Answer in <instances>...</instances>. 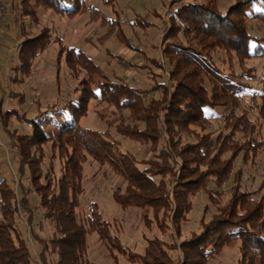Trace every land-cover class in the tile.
<instances>
[{
    "label": "trees",
    "instance_id": "16d2710c",
    "mask_svg": "<svg viewBox=\"0 0 264 264\" xmlns=\"http://www.w3.org/2000/svg\"><path fill=\"white\" fill-rule=\"evenodd\" d=\"M177 4H181L178 13L168 19L169 27L161 39L164 64L147 59L168 72L167 82L156 80L151 89L137 88L112 79L84 52L72 48L65 63L86 73L74 88L77 101L49 105L36 117L28 118L5 110L4 98L0 99V125L17 154L19 185L17 192L2 175L0 164V264H94L88 257L87 243L95 232L116 264L118 254L140 264H210L226 246L238 243L241 256L237 264H264V181L258 189V194H263L257 199V193L242 186L244 168L256 163L259 152L264 151V139L257 137L259 126L247 112L237 113L248 85L241 82V75H226L213 56L224 49L229 57L236 55L241 66L249 59H264V37L248 30L251 20L264 26V0H236L224 12L218 0H177ZM258 4L262 9L255 11ZM11 8L17 25L25 17L38 24V8L69 17L88 9L86 0H21ZM88 10L94 20L98 18V11L92 7ZM103 22L108 23L105 19ZM20 26L25 34L26 27L23 23ZM0 34L2 39L1 29ZM110 34L107 32L106 40ZM52 37L51 29L44 27L38 35L27 36L16 45L18 72L29 75L32 63L60 39ZM62 54L61 50L58 64ZM18 95L23 102V94ZM261 98L264 121V93ZM92 102L106 110L96 113L106 125L104 132L81 125ZM216 108L224 111L228 133L215 138L208 132L211 120L206 109ZM13 118L30 126L31 133L10 130ZM113 129L123 139L148 148L152 158L139 161L132 152L123 150L122 143L112 137ZM47 147L51 163L45 171ZM86 152L123 178L127 185L124 190L118 187L113 198L123 210H141L147 226L154 222L162 231L173 229L182 238V226L193 208L191 200L200 193L216 207V214L208 222L204 218L200 232L179 245L152 238L146 241L144 254H130L111 233V223L104 220L97 203H90L87 223L80 218ZM55 160L60 163L59 174ZM239 160L241 165L237 167ZM228 184L230 197L222 205ZM33 198L37 199L35 206ZM208 210L206 207L205 212ZM18 218L24 222L29 238L19 228ZM47 223L53 231L51 237L44 238L41 232ZM168 250L179 251L176 262L170 259Z\"/></svg>",
    "mask_w": 264,
    "mask_h": 264
},
{
    "label": "rangeland",
    "instance_id": "374dc122",
    "mask_svg": "<svg viewBox=\"0 0 264 264\" xmlns=\"http://www.w3.org/2000/svg\"><path fill=\"white\" fill-rule=\"evenodd\" d=\"M235 1L218 0V5L224 12ZM86 5L88 9L92 7L98 11V18L94 20L88 9L84 14L69 17L42 8H38V24L31 22V18H25V37L38 35L44 27H48L51 29L53 40L60 38L55 42L52 40L48 48L32 63L34 66L28 76L22 75L17 70L20 62L18 50L14 48V39L17 37V41H23L21 26L15 24L11 6L7 5L4 8L3 26H1L3 38L0 39V99L4 98L5 110H15L19 114H25V117L34 118L39 111L45 110L49 105L57 103L62 106L67 101H77L78 92L74 88L77 87L78 81L86 76V73L79 67L70 68L65 63L68 49L72 48L84 52L112 79H121L137 88L151 89L156 80L162 83L167 82L168 72L157 69L148 63V60L157 59L163 64L165 62L161 39L169 27L168 12L181 5L177 4V0H86ZM255 9V11L261 10L262 4L256 5ZM102 19L108 23L104 21L103 25ZM114 22L117 24H112ZM248 26L252 35L259 38L264 37L262 22L251 20L248 21ZM119 30H121L120 34H118ZM107 32L112 34L106 40ZM61 50L63 51L62 59L58 64ZM213 56L218 67L226 75L231 76L233 72L241 75V82L248 85V88L241 94V106L237 113L241 115L247 112L249 118L256 121L259 126L260 131L257 137L264 139V121L261 118L259 107L262 104L261 95L264 93V59H249L241 66L237 56L231 54L229 57L224 49L214 52ZM123 61L130 63L132 67H129L127 63L124 64ZM244 72H248V75ZM14 77L18 78V81L15 82ZM19 93L23 94V102L20 101ZM157 95L159 96L156 94V97ZM98 110L106 112L103 106H97L96 102H92L88 116L81 121L84 129L99 132L107 129L105 123L96 114ZM206 114L211 120L208 132H211L215 138L218 134L228 133L223 120V109H206ZM9 125L10 130H16L19 134H30L32 131L30 126L23 124L17 118H13ZM111 134L113 139L122 143L123 150L132 152L139 161L152 158L148 148L123 139L114 129L111 130ZM241 137V134L237 135L238 139ZM9 142V136L2 131L0 125L2 175L19 192L17 154L10 148ZM45 151L47 157L43 168L48 171L51 163L50 147H47ZM86 155L83 179L85 191L81 196L80 218L87 223L90 216V203H97L104 220L111 223V233L119 237L120 243L130 254H144L147 247L146 241L152 238H158L168 245L174 242L179 245L183 239H189L193 233L200 232L204 218L208 222L216 214V207L210 204L204 193H200L191 200L193 208L188 215V221L182 226V238H178L173 229L162 231L154 222L147 226L141 216L143 213L141 210L137 208L123 210L119 204H116L113 192L118 187L125 189L127 183L123 178L114 173L110 165L102 164L87 152ZM54 164L56 173L59 174V161L55 160ZM240 165L241 160L237 162V167ZM139 167L144 166L140 164ZM244 170L243 188L248 192L257 193L256 199L261 197L264 191L258 194V189L264 181V151L259 152L254 165H248ZM230 188L229 184L224 188L225 197L222 205L227 203L230 197ZM36 203L37 199L33 198V206ZM206 207L209 208L207 213L205 212ZM38 216L41 215L38 214ZM148 216L150 220L153 219L151 211ZM19 220L22 221V219L17 220L19 228L22 229L25 237L29 238V234H25L27 229L25 230L24 222L21 223ZM52 231L51 223H47L41 235L49 238L52 236ZM87 244L89 245L88 257L94 264H116L114 257L110 256L97 232L88 237ZM239 250V243L235 246H226L220 255L210 261V264H237L241 256ZM167 254L175 262L180 255L178 250H168ZM118 256V264H140L129 261L127 256L122 254Z\"/></svg>",
    "mask_w": 264,
    "mask_h": 264
},
{
    "label": "crops",
    "instance_id": "0c3cea01",
    "mask_svg": "<svg viewBox=\"0 0 264 264\" xmlns=\"http://www.w3.org/2000/svg\"><path fill=\"white\" fill-rule=\"evenodd\" d=\"M3 1V4H4V6L5 7H7V5L8 6H11V4H13V3H19L20 4V2H21V0H2ZM25 18H30V17H25ZM32 22V21H31ZM23 23V25L25 26V19H24V21L22 22ZM22 23H19L20 25H22ZM34 23V22H33ZM16 24V23H15ZM19 25V26H20ZM18 26V25H17ZM26 27V26H25ZM18 28V27H17ZM20 30H21V36H22V39L23 38H25V34H23V30H22V28L20 27ZM18 40V38L16 37V39H14V43H15V45H14V48L15 49H17L18 50V48L16 47V45L17 44H19V43H21L22 42V40H19V41H17ZM24 40V39H23ZM2 59H3V57H1Z\"/></svg>",
    "mask_w": 264,
    "mask_h": 264
},
{
    "label": "built area",
    "instance_id": "2783aa9c",
    "mask_svg": "<svg viewBox=\"0 0 264 264\" xmlns=\"http://www.w3.org/2000/svg\"><path fill=\"white\" fill-rule=\"evenodd\" d=\"M2 13H4V6H3V1L0 0V29H1V26L3 24V14ZM177 13H178V10L177 9H173L170 12H168L167 18L170 19L171 17H173ZM0 37H1V34H0Z\"/></svg>",
    "mask_w": 264,
    "mask_h": 264
}]
</instances>
